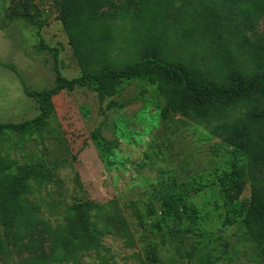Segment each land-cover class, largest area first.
Returning a JSON list of instances; mask_svg holds the SVG:
<instances>
[{
    "label": "rangeland",
    "instance_id": "1",
    "mask_svg": "<svg viewBox=\"0 0 264 264\" xmlns=\"http://www.w3.org/2000/svg\"><path fill=\"white\" fill-rule=\"evenodd\" d=\"M18 1L0 0V123L36 117L37 103L28 93L52 89L56 68L66 79L80 75L51 0H34L45 23L41 40L36 27L8 18ZM114 2L122 7L128 0ZM151 2L166 14L163 28L171 50L212 59L214 49L203 33L183 34L182 0ZM216 6L221 35L227 37L229 29L236 33L233 50H248L246 38L258 46L264 37L263 12L246 18L243 0L238 7L216 0ZM196 9L201 19L200 3ZM118 27L112 56L134 57L142 37L138 25L126 19ZM252 67L247 63L248 71ZM153 89L141 81L127 83L113 97L122 107L109 109L108 100L100 102L90 87L61 91L53 96L45 123L2 135L0 155L9 162L8 170L29 174L30 201L49 225L57 224L66 205L76 200L106 205L105 249L81 254L82 264H264L237 211L249 199L248 183L235 207L222 193L237 169L244 172L239 152L213 133L214 124L180 115L161 121L156 107L163 100ZM169 194L181 196L188 206L181 220L159 217ZM37 232L36 250L18 252L9 246L10 254L0 251V264L46 261L49 234L43 224Z\"/></svg>",
    "mask_w": 264,
    "mask_h": 264
},
{
    "label": "trees",
    "instance_id": "2",
    "mask_svg": "<svg viewBox=\"0 0 264 264\" xmlns=\"http://www.w3.org/2000/svg\"><path fill=\"white\" fill-rule=\"evenodd\" d=\"M224 1L238 7L242 0ZM243 1L248 3L246 18L264 13V0ZM181 3L183 34L203 33L204 41L214 49L209 62L205 55H186L168 47L163 28L166 14L151 0H128L122 7L114 0H51L80 75L66 79L56 68L52 89L28 93L36 100L39 114L19 122L0 123V138L45 123L52 113V98L61 91L90 87L100 102L108 100L109 109L122 107L113 97L125 84L141 81L153 86L163 100L156 107L161 121L180 115L195 123L214 124L213 133L239 152L244 172L237 169L222 193L225 201L235 207L234 201L248 183L249 199L237 211L242 214L246 232L264 260V37L258 46L246 38L248 50L239 51L238 47L233 50L230 44L237 45L232 37L236 33L229 29L227 37L221 35L216 0H182ZM197 3L201 5V19H197ZM131 5H134L132 11ZM40 15L34 0H19L8 18L36 27L41 40L39 30L45 23ZM126 19L138 25L142 37L136 55L119 60L112 56V51L116 46L118 22ZM247 63L253 65L251 71L247 70ZM95 137L101 138L98 134ZM9 166L0 155L1 252L10 254L9 246L18 252L36 250L40 224L46 226L49 234L46 261L24 260L23 264H82L81 254L105 249L102 241L109 229L104 219L107 211L104 203L76 200L66 205L57 224L49 225L30 201L34 189L29 174L19 176L8 170ZM187 210L181 196L169 194L162 200L159 217L181 220ZM149 212L155 213L152 205ZM126 234L131 241L128 231Z\"/></svg>",
    "mask_w": 264,
    "mask_h": 264
}]
</instances>
